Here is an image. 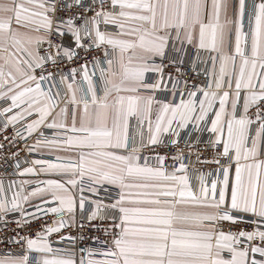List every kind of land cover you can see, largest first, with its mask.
Wrapping results in <instances>:
<instances>
[{"label":"snow or ice","instance_id":"6c2138e0","mask_svg":"<svg viewBox=\"0 0 264 264\" xmlns=\"http://www.w3.org/2000/svg\"><path fill=\"white\" fill-rule=\"evenodd\" d=\"M10 224L0 264H264V0H0Z\"/></svg>","mask_w":264,"mask_h":264},{"label":"built area","instance_id":"2783aa9c","mask_svg":"<svg viewBox=\"0 0 264 264\" xmlns=\"http://www.w3.org/2000/svg\"><path fill=\"white\" fill-rule=\"evenodd\" d=\"M248 3L249 4H251L252 3V0H248ZM245 24L247 25V20H245ZM91 57H89V59H90ZM78 79V81H80L79 80V77L77 78ZM12 130L11 129H9V132H11ZM50 134V133H49ZM181 146L183 147V144H181ZM201 147H203V145H201ZM13 150H15V149H13ZM158 151H160L161 153H163V152H165V151H175V149L173 148V149H165V148H160V149H157ZM185 151H187V149H185ZM21 155L22 156H24V155H26V153H21ZM34 158H44V159H49V158H51V157H48V156H44V157H40V156H38L37 154H32L30 157H29V159H34ZM6 167V166H5ZM196 167H201L200 165H196ZM215 166L214 165H211V166H207V167H204V171H209V170H211V168H214ZM9 171H10V169H9ZM63 213L62 214H60V216H55V217H53V216H49V217H47V221H48V223L50 224L51 222H52V220H59V219H61L62 217H63ZM78 222H79V219H78ZM39 227V225L38 224H36V223H34L33 225H32V228L33 229H36V228H38ZM13 229H15V225L14 224H10L9 226H8V228L7 229H0V239H2L3 237H5V236H10V235H12L13 234ZM66 232H71L73 235H75L76 234V229H66L65 230ZM92 235H98L99 233H91ZM53 238H55V237H53ZM8 251H12V254L13 255H22V253L20 252V251H18L17 249H16V246L15 245H5V244H3V243H0V256H3V255H5V253L6 252H8Z\"/></svg>","mask_w":264,"mask_h":264},{"label":"crops","instance_id":"0c3cea01","mask_svg":"<svg viewBox=\"0 0 264 264\" xmlns=\"http://www.w3.org/2000/svg\"><path fill=\"white\" fill-rule=\"evenodd\" d=\"M80 81H78V83H79ZM85 87H86V84H85ZM134 123V122H133ZM45 178H47V177H44V176H41L40 177V179H45Z\"/></svg>","mask_w":264,"mask_h":264}]
</instances>
